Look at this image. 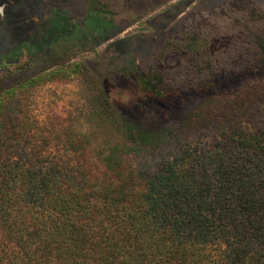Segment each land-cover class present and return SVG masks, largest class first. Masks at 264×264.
<instances>
[{"label": "trees", "instance_id": "16d2710c", "mask_svg": "<svg viewBox=\"0 0 264 264\" xmlns=\"http://www.w3.org/2000/svg\"><path fill=\"white\" fill-rule=\"evenodd\" d=\"M255 46L264 62V38ZM165 74L142 83L160 93ZM258 92L264 80L175 125L119 118L126 139L102 158L72 124L56 152L41 127L0 118V264H264Z\"/></svg>", "mask_w": 264, "mask_h": 264}, {"label": "rangeland", "instance_id": "374dc122", "mask_svg": "<svg viewBox=\"0 0 264 264\" xmlns=\"http://www.w3.org/2000/svg\"><path fill=\"white\" fill-rule=\"evenodd\" d=\"M261 38L264 0H0L1 122L41 127L56 152L72 124L102 158L126 139L119 118L175 125L264 80ZM154 69L168 74L160 93L142 83Z\"/></svg>", "mask_w": 264, "mask_h": 264}]
</instances>
